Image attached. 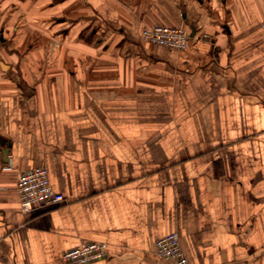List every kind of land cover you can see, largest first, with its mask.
Wrapping results in <instances>:
<instances>
[{
  "label": "crops",
  "instance_id": "1",
  "mask_svg": "<svg viewBox=\"0 0 264 264\" xmlns=\"http://www.w3.org/2000/svg\"><path fill=\"white\" fill-rule=\"evenodd\" d=\"M37 1L64 26L0 55V264L81 240L108 243L90 264H171L172 231L188 264H264V0ZM156 23L188 46L148 41ZM35 166L66 200L24 211Z\"/></svg>",
  "mask_w": 264,
  "mask_h": 264
},
{
  "label": "built area",
  "instance_id": "2",
  "mask_svg": "<svg viewBox=\"0 0 264 264\" xmlns=\"http://www.w3.org/2000/svg\"><path fill=\"white\" fill-rule=\"evenodd\" d=\"M264 31V20L262 21ZM142 35L150 42L184 49L191 35L186 27L166 23L145 24ZM16 189L20 197L22 210L31 211L34 205L39 207L55 205L66 200L65 195L53 188L48 169L35 166L21 171L17 177ZM156 256L167 259L171 264H188L187 256L180 240V233L172 231L156 241ZM108 254V243L104 240H81L75 246L66 249L60 257L61 264H90Z\"/></svg>",
  "mask_w": 264,
  "mask_h": 264
},
{
  "label": "rangeland",
  "instance_id": "3",
  "mask_svg": "<svg viewBox=\"0 0 264 264\" xmlns=\"http://www.w3.org/2000/svg\"><path fill=\"white\" fill-rule=\"evenodd\" d=\"M38 2L40 1L32 0L30 2H24L25 4H11L0 1V55L3 54V56H6L7 52L11 50H25L26 47L32 43L36 44L40 49V47H42V39L44 36H46L45 39H47L48 35V31L44 26L46 23H52L53 30L57 29L58 25L64 26V22L60 24L57 20L59 17L62 18V14H42L39 17L40 20H36L35 14L32 15L31 13H33V8L36 9L39 6L41 7ZM41 21H44V23H41ZM81 21L82 23H91L85 31L84 36L92 34L91 38H93V21L91 22L87 17L86 20ZM69 25L70 23H66V26ZM49 32L52 34L51 31ZM3 43H5L6 46ZM5 47L7 48V52H5Z\"/></svg>",
  "mask_w": 264,
  "mask_h": 264
},
{
  "label": "water",
  "instance_id": "4",
  "mask_svg": "<svg viewBox=\"0 0 264 264\" xmlns=\"http://www.w3.org/2000/svg\"><path fill=\"white\" fill-rule=\"evenodd\" d=\"M193 35V34H192ZM3 64V63H2Z\"/></svg>",
  "mask_w": 264,
  "mask_h": 264
}]
</instances>
